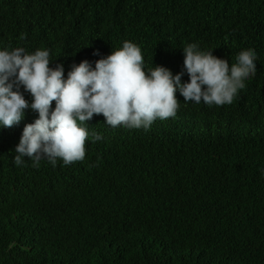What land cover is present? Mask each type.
I'll use <instances>...</instances> for the list:
<instances>
[{
    "label": "trees",
    "instance_id": "1",
    "mask_svg": "<svg viewBox=\"0 0 264 264\" xmlns=\"http://www.w3.org/2000/svg\"><path fill=\"white\" fill-rule=\"evenodd\" d=\"M125 41L174 75L190 43L229 65L255 51L257 71L230 106L199 112L177 93L199 114L186 131L169 119L112 128L94 115L87 126L103 139L68 166L15 165L35 113L3 128L0 264H264V0H0V50H50L65 78Z\"/></svg>",
    "mask_w": 264,
    "mask_h": 264
},
{
    "label": "clouds",
    "instance_id": "2",
    "mask_svg": "<svg viewBox=\"0 0 264 264\" xmlns=\"http://www.w3.org/2000/svg\"><path fill=\"white\" fill-rule=\"evenodd\" d=\"M182 51L183 70L174 75L164 66L146 67L141 47L125 41L94 66L88 60L72 65L65 78L63 64L50 67V50H0V135L3 128L19 125L28 111L37 115L23 128L14 150L15 165L22 167L26 157L33 167L42 159L53 167L58 160L64 166L83 161L86 140L103 139L87 126L94 115L102 114L112 128L148 131L156 120L169 119L183 130L199 114L183 110L177 93L185 104L196 103L198 111L199 105L230 106L256 75L258 56L252 50L239 52L231 65L198 43ZM185 74L189 79L182 82Z\"/></svg>",
    "mask_w": 264,
    "mask_h": 264
}]
</instances>
